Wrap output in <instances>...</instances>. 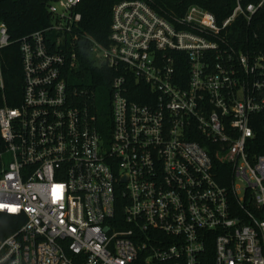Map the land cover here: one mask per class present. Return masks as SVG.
<instances>
[{"label":"built area","instance_id":"built-area-1","mask_svg":"<svg viewBox=\"0 0 264 264\" xmlns=\"http://www.w3.org/2000/svg\"><path fill=\"white\" fill-rule=\"evenodd\" d=\"M80 1H49V25L18 40L15 106L0 59V213L22 219L0 264H264V154L249 150L264 52L229 40L264 0H234L220 23L117 2L106 45L82 36L108 71L102 107L73 81Z\"/></svg>","mask_w":264,"mask_h":264},{"label":"trees","instance_id":"trees-1","mask_svg":"<svg viewBox=\"0 0 264 264\" xmlns=\"http://www.w3.org/2000/svg\"><path fill=\"white\" fill-rule=\"evenodd\" d=\"M51 0H0V22H3L10 36V43L0 50L1 67L4 80L6 103L15 106L19 103L22 89L21 61L18 40L31 32L40 30L50 23L46 4ZM122 0H81L76 10L80 21L76 31L79 35L77 46L78 68L73 76L76 86H85L90 90L102 89L109 94L107 69L94 65L84 48L82 36H88L99 43L108 42L112 8ZM163 17L175 22L181 18L189 5H199L212 12L217 22H222L232 11L234 0H147ZM255 1V0H247ZM254 32L257 37L254 38ZM229 40L242 49H261L264 52V6L259 9L249 24L240 19L233 27ZM138 100V98H136ZM250 125L255 132L253 147L249 150L264 154V113L252 116ZM225 178H219L221 184L230 181V171L225 168ZM22 219L0 213V242L15 231Z\"/></svg>","mask_w":264,"mask_h":264},{"label":"rangeland","instance_id":"rangeland-1","mask_svg":"<svg viewBox=\"0 0 264 264\" xmlns=\"http://www.w3.org/2000/svg\"><path fill=\"white\" fill-rule=\"evenodd\" d=\"M96 98H97V101H98V104H99V107H102L101 105V101H107L108 100V93L107 92H104L102 89L100 90H97L96 92Z\"/></svg>","mask_w":264,"mask_h":264}]
</instances>
